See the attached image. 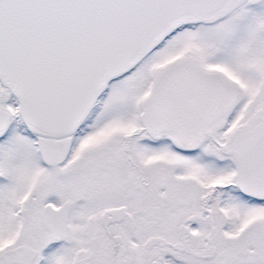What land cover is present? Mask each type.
Listing matches in <instances>:
<instances>
[{"label":"snow or ice","instance_id":"snow-or-ice-1","mask_svg":"<svg viewBox=\"0 0 264 264\" xmlns=\"http://www.w3.org/2000/svg\"><path fill=\"white\" fill-rule=\"evenodd\" d=\"M0 264H264V0H0Z\"/></svg>","mask_w":264,"mask_h":264}]
</instances>
